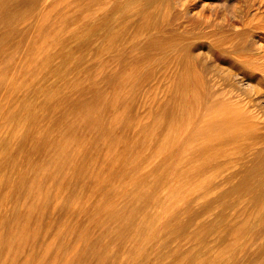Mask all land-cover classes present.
<instances>
[{
	"label": "rangeland",
	"instance_id": "rangeland-1",
	"mask_svg": "<svg viewBox=\"0 0 264 264\" xmlns=\"http://www.w3.org/2000/svg\"><path fill=\"white\" fill-rule=\"evenodd\" d=\"M210 89L213 133L187 122ZM244 119L264 133V0H0V264H264V200L221 198L252 153L208 138ZM187 176L211 186L181 250Z\"/></svg>",
	"mask_w": 264,
	"mask_h": 264
},
{
	"label": "bare ground",
	"instance_id": "bare-ground-1",
	"mask_svg": "<svg viewBox=\"0 0 264 264\" xmlns=\"http://www.w3.org/2000/svg\"><path fill=\"white\" fill-rule=\"evenodd\" d=\"M152 1V0H151ZM155 2V1H154ZM256 2V1H255ZM32 6V5H31ZM245 9V8H244ZM252 11V10H251ZM263 12V11H262ZM256 15V14H255ZM262 28V27H261ZM252 37V36H251ZM247 38V37H246ZM259 38V37H258ZM256 41V40H255ZM113 50V49H112ZM64 73V72H63ZM185 73V72H184ZM195 75V74H194ZM250 76V75H249ZM196 77V76H195ZM241 78V77H240ZM179 79V78H178ZM202 79V78H201ZM257 78H255L256 80ZM178 85V84H177ZM185 85V84H184ZM246 85V84H245ZM261 85V84H260ZM185 87V86H184ZM207 88V87H206ZM240 88V87H239ZM256 89V88H255ZM196 90V89H195ZM248 91V90H247ZM249 92V91H248ZM181 93V92H180ZM182 94V93H181ZM198 94V93H197ZM243 95L247 96L246 92L243 91L242 93ZM218 95V96H217ZM182 96V95H180ZM179 96V97H180ZM196 96V95H195ZM212 96V97H211ZM214 96L220 97V93H214L213 90H208V91H204L203 97H201V100L199 99V97H197V100H194L197 106V109L192 115H190L187 118V122L191 125H193L198 131L202 130V129H208L210 132H214V128L213 125H215V121H216V110H213L211 107L216 106L214 100L212 104H214L213 106L209 105V99L210 97L213 99ZM204 98V99H203ZM211 99V100H212ZM183 100V99H182ZM236 100L242 102L243 98L240 97V95H238V97H236ZM253 101V100H252ZM219 102V101H218ZM221 102V101H220ZM219 102V103H220ZM254 102V101H253ZM183 103V102H182ZM191 103H193V100L191 101ZM194 103V104H195ZM211 106V107H210ZM210 107L212 110H210L209 112L207 110H209ZM208 108V109H206ZM186 109V108H185ZM205 109H206V114H205ZM184 117V116H183ZM231 121V120H230ZM229 121V122H230ZM253 126L250 125L247 121H245V119L242 121V123L239 126H233L232 131H225L223 132L222 136L219 137V139L217 141H214V139H216L218 136V134H216V136L211 135L210 141L216 144H213L212 149L216 150L217 152H220L221 146L224 144H229V143H234L235 144V148L233 149H227V150H223L221 149V153L220 155L226 156L228 158H230L231 154H235L237 159H242L245 158V154L250 152L252 153V159L253 161L251 162L252 164L247 165V168L245 167L244 171H242L240 173L241 178L240 181L237 182L236 184H234L231 188H228V190H226L225 192H223V194L221 195L223 198L224 196H228L230 194H239V192L241 191H249V190H254V194H253V199L256 202H261L264 200V133L260 134V132L258 134H255L253 132ZM217 129V127L215 128V130ZM222 132V131H221ZM202 133V132H201ZM204 134V133H203ZM215 135V134H214ZM260 145V146H257ZM263 144V145H262ZM167 145V144H166ZM227 146V145H226ZM166 149V148H165ZM180 150V149H179ZM204 152V151H203ZM173 153V152H172ZM205 154V152H204ZM195 155H200V151L196 152ZM192 157V156H191ZM227 158V159H228ZM167 159V158H166ZM194 159V158H193ZM168 160V159H167ZM183 160V159H182ZM233 160V159H232ZM36 161V160H35ZM186 161V160H184ZM195 163V162H194ZM249 163V162H248ZM184 164V163H183ZM217 164V163H216ZM225 165V164H224ZM215 166V162L211 163L210 166H206L209 167V169L211 167ZM246 166V164H245ZM244 167V165H243ZM187 168V167H186ZM180 169V168H179ZM208 169V168H207ZM243 169V168H242ZM169 170V169H168ZM205 167L204 168H199L196 172L197 176L205 173ZM241 170V169H240ZM238 174H239V170ZM194 172V171H193ZM120 173V172H119ZM192 173V172H191ZM237 173V172H235ZM168 174V173H167ZM188 174V173H187ZM195 174V175H196ZM236 174V175H238ZM67 175V174H66ZM68 176V175H67ZM158 177V176H157ZM176 177L183 178L181 176V174L176 173ZM195 177V176H194ZM194 177H186V181L188 180L189 182H191V185H189V187H187L186 189L184 188H178L176 186V189L174 188L173 190H169L165 189V186H163V195L164 196H168L169 193L172 192V194H175V198L177 199V204L179 206V204H182L183 201L186 199L185 201V207L184 208H179V215H182V220L181 222L176 226L179 227V234H176L175 236V244L178 246L179 249H181L182 247V238H185L184 235L185 233V229L187 228V224H189V220L185 217H187V214H189V205L188 202L191 201L192 197L190 196L196 189L200 191V197H206V193L209 191L210 189V182L207 179H204L202 182H196V179L194 181ZM240 177V176H239ZM63 178V177H62ZM203 178V177H202ZM256 178V179H254ZM168 179V178H167ZM185 180V178H183ZM199 179V178H198ZM254 179V180H253ZM160 180V179H159ZM253 180V182H252ZM176 181V179H175ZM143 182V181H142ZM157 182V181H156ZM167 182V181H166ZM172 182V181H171ZM251 182V183H250ZM153 184V183H152ZM166 184V183H165ZM168 185V184H167ZM171 185V184H170ZM254 185V186H251ZM27 186V185H26ZM159 187H161L159 185ZM158 187V188H159ZM27 188V187H26ZM162 188V187H161ZM169 188V187H167ZM22 194V193H21ZM246 194V193H245ZM162 197V196H161ZM172 198V197H171ZM185 198V199H184ZM167 200V199H166ZM170 200V198H169ZM176 201V200H175ZM174 201V202H175ZM167 202V201H166ZM166 202L164 199H160V202H158V205L161 203L162 207L166 206ZM157 203V202H156ZM47 204V203H46ZM92 204V203H91ZM149 204V203H148ZM132 206V205H131ZM141 206V205H140ZM153 207V206H152ZM136 208V207H135ZM16 209V208H15ZM120 209V208H119ZM129 209V208H128ZM153 209V208H152ZM210 209V207H209ZM145 210V212L143 213L145 216L148 215L147 210ZM142 210V211H143ZM150 210V209H149ZM49 211V210H48ZM135 211V210H134ZM133 211V212H134ZM136 212V211H135ZM209 213V212H208ZM143 215V216H144ZM128 216H135L132 214V211L130 212V214H128ZM151 216V215H150ZM134 218V217H132ZM143 218V217H142ZM129 219V218H127ZM126 216L124 217V226L123 228H129L131 229L130 231H134L136 235H141L143 237V232H148V230L150 229V227L148 228H143V226L141 225H133L130 226L127 222ZM154 221V220H153ZM115 222V221H114ZM151 224V223H150ZM130 226V227H129ZM166 227H171L170 222L166 223ZM175 226L172 227L173 229L176 228ZM116 229V228H115ZM178 229V228H177ZM106 231V230H105ZM174 232V231H173ZM101 233V232H100ZM125 233V232H124ZM119 234V233H118ZM131 234V233H130ZM174 234V235H175ZM133 235V234H132ZM192 235H196V234H192ZM191 235V236H192ZM98 237H100V235H98ZM97 237V239H98ZM190 237V236H189ZM188 237V238H189ZM139 238V237H138ZM140 239V238H139ZM91 241V240H90ZM119 244V243H118ZM135 242L134 241H127V249L129 250L130 254H134L136 252V247L134 246ZM123 245V244H122ZM140 245V244H139ZM138 246V245H137ZM88 247V246H87ZM122 247V246H121ZM120 247V248H121ZM92 248V247H91ZM116 249V248H115ZM118 249V248H117ZM113 250V249H112ZM182 250V249H181ZM86 251V249H85ZM119 251V250H118ZM127 251V250H126ZM89 253V252H88ZM124 253V252H123ZM111 254V253H109ZM86 255V252H85ZM121 255V254H120ZM81 256V255H79ZM128 256V255H127ZM69 257V256H68ZM86 257V256H85ZM81 258H83L81 256ZM125 258H119L117 260V264H123L125 262ZM71 260V259H70ZM75 260V259H74ZM83 260V259H82ZM76 261V260H75ZM77 262V261H76ZM115 262V261H114ZM71 263V262H70Z\"/></svg>",
	"mask_w": 264,
	"mask_h": 264
}]
</instances>
